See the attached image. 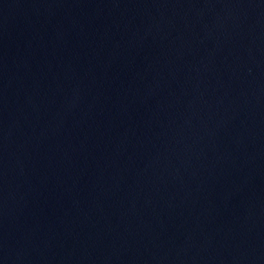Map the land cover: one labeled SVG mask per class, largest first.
<instances>
[{
	"label": "water",
	"instance_id": "1",
	"mask_svg": "<svg viewBox=\"0 0 264 264\" xmlns=\"http://www.w3.org/2000/svg\"><path fill=\"white\" fill-rule=\"evenodd\" d=\"M0 264H264V0H149L0 161Z\"/></svg>",
	"mask_w": 264,
	"mask_h": 264
}]
</instances>
